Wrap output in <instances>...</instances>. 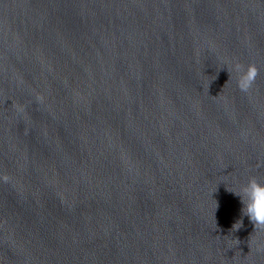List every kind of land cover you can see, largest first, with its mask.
Wrapping results in <instances>:
<instances>
[{
	"label": "water",
	"instance_id": "95a60500",
	"mask_svg": "<svg viewBox=\"0 0 264 264\" xmlns=\"http://www.w3.org/2000/svg\"><path fill=\"white\" fill-rule=\"evenodd\" d=\"M250 177L264 0H0V264H264Z\"/></svg>",
	"mask_w": 264,
	"mask_h": 264
},
{
	"label": "clouds",
	"instance_id": "9594fccd",
	"mask_svg": "<svg viewBox=\"0 0 264 264\" xmlns=\"http://www.w3.org/2000/svg\"><path fill=\"white\" fill-rule=\"evenodd\" d=\"M240 80L244 81V87H250L252 78L256 74L254 66L245 69L244 66L238 65L235 69ZM245 71L248 72L245 78ZM239 197L241 208V219L238 220L233 227L238 230L243 223V217L246 216L252 224L264 229V182L257 177H250L246 183L239 187V190L232 192ZM218 207V205H217Z\"/></svg>",
	"mask_w": 264,
	"mask_h": 264
}]
</instances>
